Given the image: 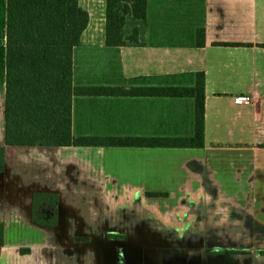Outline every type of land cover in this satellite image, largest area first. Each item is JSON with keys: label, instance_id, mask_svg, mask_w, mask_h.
Returning <instances> with one entry per match:
<instances>
[{"label": "crops", "instance_id": "obj_1", "mask_svg": "<svg viewBox=\"0 0 264 264\" xmlns=\"http://www.w3.org/2000/svg\"><path fill=\"white\" fill-rule=\"evenodd\" d=\"M80 2L90 13L83 40L99 16L105 44L107 0ZM7 3L0 0V144L5 143ZM148 7L147 45L118 50L105 44L118 52L120 70L76 77L84 85L96 77L130 90L193 86L203 72L205 146H6L0 167L5 240L0 264H117V243L128 247L129 264H264V0H148ZM167 27L189 35L156 34ZM238 97L252 103L238 104ZM82 106L98 113L99 123L90 120L76 133H195L194 97L86 96L75 106L74 128ZM32 152L30 164L26 156ZM123 159L131 168H123ZM110 168L115 172L106 173ZM38 191L60 195L65 215L59 227L33 222ZM17 224L34 231L29 246L10 238ZM109 234L126 239L117 242ZM74 237L91 241L74 242ZM222 249L224 254L211 253Z\"/></svg>", "mask_w": 264, "mask_h": 264}, {"label": "trees", "instance_id": "obj_2", "mask_svg": "<svg viewBox=\"0 0 264 264\" xmlns=\"http://www.w3.org/2000/svg\"><path fill=\"white\" fill-rule=\"evenodd\" d=\"M148 0H107L105 44L120 50L147 45ZM90 23L80 0H8L6 38L5 143L6 146L103 148H203L205 146V75L193 86L133 87L101 84L76 77V50ZM204 30L198 32L203 44ZM194 97L196 126L192 136H102L76 133L74 109L81 98L115 96ZM158 196L163 193L148 192ZM44 194L36 195L38 200ZM38 206V205H37ZM40 221L38 218H34ZM0 223V253L4 246Z\"/></svg>", "mask_w": 264, "mask_h": 264}, {"label": "rangeland", "instance_id": "obj_3", "mask_svg": "<svg viewBox=\"0 0 264 264\" xmlns=\"http://www.w3.org/2000/svg\"><path fill=\"white\" fill-rule=\"evenodd\" d=\"M101 22L102 21L99 20V16H97L96 20H94V23L96 25H94L93 30L92 31L89 30L88 32H86L85 38L82 41V45L80 46V50L78 51V55H79L78 65L79 66H78L77 75H98V74L101 75L115 68L118 70H120L121 68L118 52L117 54H115V52L110 51V49H108L104 44V28ZM168 28L170 27H167L166 29ZM173 29H168L167 32L161 31V33L158 32L156 34L161 37L171 36L173 37V39H175L174 37H178L181 34L189 35L188 32H183L178 29L174 31ZM0 92H3V88L1 87V85H0ZM80 109H81L80 115L82 117L84 116L83 117L84 119H82V117L78 119L79 122L78 121L77 122L79 123V128H77L75 124V130L84 129L82 125L85 123H89L90 120H92L95 125L99 123L98 113H90L89 111L85 110L83 106ZM96 109H98L97 106H96ZM0 125H1V121H0ZM33 153L34 152H32L30 156L28 155L26 156L30 158L29 159L30 164H32V158L35 157ZM123 161H124L123 168H127V167L131 168L130 161L127 162V160L125 159H123ZM110 172H115V171L112 170L111 168L107 169L106 173L109 174ZM122 175L127 176L128 181L131 182L132 180L131 176L128 177L126 173L125 174L123 173ZM124 182H126V180ZM121 184H124V183H121ZM15 229L17 230L16 233L11 234L10 232L9 234L10 238H14L15 241L19 243H22V242L25 243V246H29V244L33 242V240L31 239V232H34V231L31 229L30 226L25 225V224H17L15 228L14 227L12 228V231Z\"/></svg>", "mask_w": 264, "mask_h": 264}, {"label": "flooded vegetation", "instance_id": "obj_4", "mask_svg": "<svg viewBox=\"0 0 264 264\" xmlns=\"http://www.w3.org/2000/svg\"><path fill=\"white\" fill-rule=\"evenodd\" d=\"M4 144V143H3ZM0 144V145H3ZM5 153V151H4ZM2 161H3V157ZM4 167V165H3ZM44 194L45 197L38 200L36 204V195ZM38 205V206H37ZM65 215V209L62 206L61 198L58 193L55 192H45L38 191L33 194L32 201V210H31V218L33 222L39 226H43L46 228H56L59 227L62 223V218ZM34 218H38L40 221L35 220ZM109 239L115 240L117 242H122L126 239V236L121 234H109ZM74 242L87 243L90 242L89 237H74ZM114 248V252L116 253V263L117 264H129L130 260L125 252L128 247H123L119 243ZM226 251L222 250H214L211 253L214 254H224ZM229 253H240L243 251L230 250ZM147 261L146 258H142V262ZM131 263V262H130Z\"/></svg>", "mask_w": 264, "mask_h": 264}, {"label": "built area", "instance_id": "obj_5", "mask_svg": "<svg viewBox=\"0 0 264 264\" xmlns=\"http://www.w3.org/2000/svg\"><path fill=\"white\" fill-rule=\"evenodd\" d=\"M236 102L238 104H245V105H249L252 103V99L250 97H238L236 99Z\"/></svg>", "mask_w": 264, "mask_h": 264}]
</instances>
